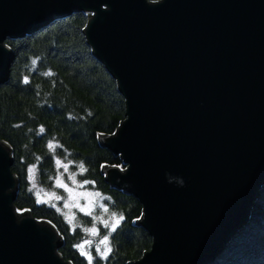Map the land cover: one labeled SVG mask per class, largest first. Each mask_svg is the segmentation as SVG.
Masks as SVG:
<instances>
[{
    "label": "water",
    "instance_id": "obj_1",
    "mask_svg": "<svg viewBox=\"0 0 264 264\" xmlns=\"http://www.w3.org/2000/svg\"><path fill=\"white\" fill-rule=\"evenodd\" d=\"M75 11L125 101L98 139L124 166L105 181L139 200L152 238L131 264L210 263L264 181V0H0V85L7 38ZM12 162L0 139V264H71L55 226L14 207Z\"/></svg>",
    "mask_w": 264,
    "mask_h": 264
},
{
    "label": "trees",
    "instance_id": "obj_2",
    "mask_svg": "<svg viewBox=\"0 0 264 264\" xmlns=\"http://www.w3.org/2000/svg\"><path fill=\"white\" fill-rule=\"evenodd\" d=\"M86 21L83 11H75L33 33L5 40L14 59L8 79L0 85V139L12 154L17 179L14 207L55 226L64 259L88 264L76 247L82 233L72 229L56 208L36 201L27 171L36 163L39 179L49 184L54 155L80 162L84 167L80 176L108 195L110 210L123 217L110 234V251L104 258L96 256L94 263L131 264L150 249L152 240L137 223L141 204L107 183L102 173L103 166L123 168L120 157L102 147L98 136L115 131L125 117V102L115 79L86 41ZM51 141L55 144L49 148ZM253 262L264 264V181L247 222L208 264Z\"/></svg>",
    "mask_w": 264,
    "mask_h": 264
},
{
    "label": "rangeland",
    "instance_id": "obj_3",
    "mask_svg": "<svg viewBox=\"0 0 264 264\" xmlns=\"http://www.w3.org/2000/svg\"><path fill=\"white\" fill-rule=\"evenodd\" d=\"M54 144L52 141L49 143L52 147ZM57 161L60 163L57 164ZM81 166L83 167L80 162L66 156L54 155V170L48 176L47 184L39 179L37 165L32 163L27 168L29 187L38 203L56 208L72 229L81 231L82 235L76 241V247L87 257L88 264H95L96 256L104 258L110 251V234L116 228L112 225L117 219L120 223L121 214L110 210L108 195L80 176L83 172ZM92 229H95V234ZM105 238L106 243H102Z\"/></svg>",
    "mask_w": 264,
    "mask_h": 264
},
{
    "label": "snow or ice",
    "instance_id": "obj_4",
    "mask_svg": "<svg viewBox=\"0 0 264 264\" xmlns=\"http://www.w3.org/2000/svg\"><path fill=\"white\" fill-rule=\"evenodd\" d=\"M41 131H43V129H41ZM52 147V145H49V148H51ZM60 162L59 161H57V164H59ZM81 170L83 171V167L81 166ZM123 217H120V219H122ZM117 224H119V219H117L116 221H115V223L112 225V227L113 228H115L116 227V225ZM92 232H93V234H95V229H92L91 230ZM106 239L107 238H105V241H102V243H106ZM106 254V253H105Z\"/></svg>",
    "mask_w": 264,
    "mask_h": 264
},
{
    "label": "bare ground",
    "instance_id": "obj_5",
    "mask_svg": "<svg viewBox=\"0 0 264 264\" xmlns=\"http://www.w3.org/2000/svg\"><path fill=\"white\" fill-rule=\"evenodd\" d=\"M103 64V63H102ZM104 65V64H103ZM105 67V66H104ZM106 68V67H105ZM107 70V69H106ZM108 71V70H107ZM109 72V71H108ZM110 74V73H109ZM111 75V74H110ZM112 76V75H111ZM113 77V76H112ZM114 78V77H113ZM115 79V78H114ZM116 81V80H115ZM122 95V94H121ZM123 96V95H122ZM124 98V97H123ZM125 102V101H124ZM124 119V118H123ZM13 163V162H12ZM12 166V165H11ZM123 168H124V166H123ZM12 169V168H11ZM130 196H132V195H130ZM132 197H134V196H132ZM134 198H136V197H134ZM137 199V198H136ZM138 200V199H137ZM138 202H139V200H138ZM140 203V202H139ZM141 204V203H140ZM142 206V205H141ZM242 227V226H241ZM240 227V228H241ZM143 229V228H142ZM151 240H152V238H151Z\"/></svg>",
    "mask_w": 264,
    "mask_h": 264
}]
</instances>
